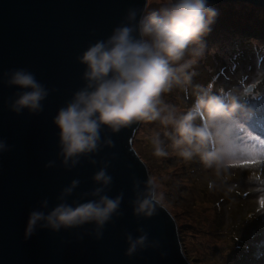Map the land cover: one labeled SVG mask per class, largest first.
<instances>
[{
  "label": "clouds",
  "instance_id": "clouds-1",
  "mask_svg": "<svg viewBox=\"0 0 264 264\" xmlns=\"http://www.w3.org/2000/svg\"><path fill=\"white\" fill-rule=\"evenodd\" d=\"M216 16L217 10L209 7L207 0H158L155 9L129 8L106 39L90 44L77 57L85 66L84 86L53 118L59 130L57 158L61 166L71 170L82 158L96 165L92 157L105 147H115L110 136L102 137L105 129L115 134L135 122L158 121L179 157L185 161L198 157L205 169L214 170L217 181L209 182L210 189L227 187L223 174L235 165L234 146L240 130L246 128L242 121L250 120L253 110L241 103V94L235 89L213 94L211 87L199 88L193 105L183 112L162 98L173 87L191 83L194 72L189 70L203 57L202 38ZM0 82L18 89L6 101L9 111L17 115L24 110L34 115L43 111L50 91L33 72L9 69L0 74ZM248 89L252 90L250 86ZM148 139L155 156L169 155L160 132L153 131ZM11 147L0 138V154L11 151ZM55 164L50 160L45 168ZM108 168L109 162L104 161L91 177L95 186L82 193L79 200L68 202L80 185L79 179H73L61 189L55 206L49 209L47 198L40 201L39 208L29 212L24 239L37 229L59 232L86 225L92 226L91 230L78 234L77 239H83V235L101 239L105 226L124 214V193L108 195L113 183ZM133 193L129 203L138 219H150L165 207V194L150 175L143 182L133 178ZM136 232V236L124 233L125 256L132 258L148 249H160L159 240L150 239L143 227ZM160 255L163 258L167 252Z\"/></svg>",
  "mask_w": 264,
  "mask_h": 264
},
{
  "label": "water",
  "instance_id": "water-1",
  "mask_svg": "<svg viewBox=\"0 0 264 264\" xmlns=\"http://www.w3.org/2000/svg\"><path fill=\"white\" fill-rule=\"evenodd\" d=\"M234 1L264 8V0H207V4ZM149 0H0V74L9 69L25 68L50 91L43 111L17 115L9 111L6 101L18 91L0 82V138L12 146L0 154V264H191L178 238L175 219L167 209L150 219H138L132 213L133 178L145 181L147 165L132 145L142 121L119 133L102 131L110 136L114 148L105 147L96 154L97 164L82 158L71 170L61 166L57 158L59 130L53 124L58 109L84 86L85 66L77 57L95 43L106 39L123 20L129 8L143 9ZM54 160L55 167L45 168ZM104 161L113 177L109 196L124 193V213L105 226L99 240L90 225L80 229L52 232L37 229L29 239L24 232L29 212L39 208L47 198L49 209L55 206L62 188L73 179L80 185L68 202L95 185L91 179ZM143 187V184L141 185ZM143 227L150 239L160 242V249H148L129 258L124 233L134 236ZM167 256L161 257V252Z\"/></svg>",
  "mask_w": 264,
  "mask_h": 264
},
{
  "label": "rangeland",
  "instance_id": "rangeland-1",
  "mask_svg": "<svg viewBox=\"0 0 264 264\" xmlns=\"http://www.w3.org/2000/svg\"><path fill=\"white\" fill-rule=\"evenodd\" d=\"M226 5L233 6L221 10L217 4H209L217 10V16L210 31L202 38L203 57L189 70L194 72L191 83L186 87H173L162 98L183 112L193 105L196 87L201 88L205 82L207 88L217 90L215 94H220V90L235 89L246 96V101H251L246 107L254 112L250 120L242 121L246 128L240 130L239 136H256L253 142L259 143L260 138L264 139V91L256 92L260 85L264 86V60L261 66H257V61L264 59V54L242 64L250 56L247 46L242 45L246 40L256 39L255 43L263 45L259 41L263 42L264 37L259 35L264 36V32L254 31L253 25L264 27V8L242 1L227 2ZM148 7L157 8L158 0H149ZM249 27L251 31L246 32ZM236 47H241V59L231 54ZM208 54L211 57L216 54L219 62L206 59ZM238 62L240 71L236 70ZM246 69L260 80L257 89L251 87L256 85L257 79H241ZM211 75L213 79L208 83ZM165 130L158 121H142L132 147L165 194L164 208L176 221L185 257L191 264H264V227L259 228L264 226V165L254 162L246 167L234 166L223 174L227 187L210 189L209 182L217 181L214 170L205 169L198 157L191 161L179 157L171 147V141L163 135ZM153 131L161 133L169 153L167 157L154 155L148 139ZM256 224H259L257 228ZM248 246H252L251 249Z\"/></svg>",
  "mask_w": 264,
  "mask_h": 264
},
{
  "label": "trees",
  "instance_id": "trees-1",
  "mask_svg": "<svg viewBox=\"0 0 264 264\" xmlns=\"http://www.w3.org/2000/svg\"><path fill=\"white\" fill-rule=\"evenodd\" d=\"M233 5H226L224 8H223V6H220V7H222L221 8V10L222 9H225V8H231ZM253 26H255V28L253 29L254 31H256V32H264V27L262 28V27H260V26H257V25H253ZM249 31H251L250 30V27L249 28H247L246 29V32H249ZM250 34H251V32H250ZM256 36H258L257 34H256ZM259 37L260 38H263L264 36H261V35H259ZM254 41H257V39L256 40H252V41H248V40H246V43H244L242 46H247V50L250 52V56L249 57H246L245 59L246 60H243V63L242 64H248V62L249 61H251L252 59H254L257 55H260V54H264V41L262 42V41H259V43L261 42V44H263V45H260V44H258V43H255ZM241 49V47H239V49H238V47H236L235 49H234V51L231 53L232 55H234V56H236V55H238V57L241 59V53H239V50ZM243 52V51H242ZM245 52H243V54H244ZM207 58L206 59H210V58H212L213 60L215 59V61L216 62H219L218 61V57L216 56V54H215V56H212L211 57V54H208V56H206ZM208 60L206 61V62H208ZM263 57L260 59V60H258L257 61V66H261L262 64H263ZM221 64H222V62H221ZM198 65V63L196 64V66ZM237 65H238V67H237V71H240L241 70V65H240V62H238L237 63ZM222 68H224L223 66H222ZM248 78H251L252 80H255V79H257L256 80V85L255 86H252L251 85V87L253 88V89H257L258 88V84H260L259 83V81L260 80H258V78H257V76L256 75H251V73L246 69V70H244V72H243V76H242V80H248ZM213 79V76L211 75L210 76V80L208 81V83L211 81ZM200 88V86L197 88L196 87V89H199ZM201 88H207V83L205 82L203 85H201ZM222 88H224L223 86L221 87V89ZM213 91V90H212ZM215 91V93H217V90H214ZM214 91H213V94H215L214 93ZM260 91H264V86H262L261 87V85H260V87L258 88V90H257V94L258 93H260ZM193 93V92H192ZM192 93H190V94H192ZM247 94H249V93H247ZM241 96H242V98L244 99L243 101L244 102H241V103H243L245 106H247V103L248 102H251V101H246L245 100V97L246 96H244V94H241ZM244 96V97H243ZM247 96H249V95H247ZM195 97V96H194ZM262 97H264V96H262ZM193 99V98H192ZM250 193V192H249ZM259 224H256L255 225V227L257 228V226H258ZM264 226L263 225H260L259 226V228H263ZM248 247H250V246H248ZM251 248V247H250ZM264 250V249H263Z\"/></svg>",
  "mask_w": 264,
  "mask_h": 264
},
{
  "label": "snow or ice",
  "instance_id": "snow-or-ice-1",
  "mask_svg": "<svg viewBox=\"0 0 264 264\" xmlns=\"http://www.w3.org/2000/svg\"><path fill=\"white\" fill-rule=\"evenodd\" d=\"M256 136L249 135L246 138L238 135L235 147V165L246 167L251 163L259 162L264 165V139L254 143Z\"/></svg>",
  "mask_w": 264,
  "mask_h": 264
},
{
  "label": "bare ground",
  "instance_id": "bare-ground-1",
  "mask_svg": "<svg viewBox=\"0 0 264 264\" xmlns=\"http://www.w3.org/2000/svg\"><path fill=\"white\" fill-rule=\"evenodd\" d=\"M218 6H223V8L225 7V5H226V3L225 2H223V3H219V4H217ZM209 6V5H208Z\"/></svg>",
  "mask_w": 264,
  "mask_h": 264
}]
</instances>
